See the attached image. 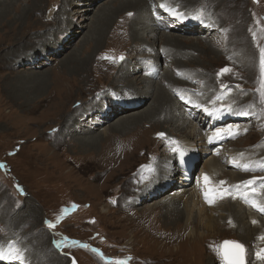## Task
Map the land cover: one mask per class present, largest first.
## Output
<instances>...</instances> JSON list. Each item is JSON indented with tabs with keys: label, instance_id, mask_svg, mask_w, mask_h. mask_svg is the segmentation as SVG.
<instances>
[{
	"label": "rangeland",
	"instance_id": "obj_1",
	"mask_svg": "<svg viewBox=\"0 0 264 264\" xmlns=\"http://www.w3.org/2000/svg\"><path fill=\"white\" fill-rule=\"evenodd\" d=\"M6 1L12 3L9 4L8 13L0 16V165H3L0 167V229L2 230L0 240L7 233L24 235L25 237L20 238L21 243L17 249H14L19 254L20 248L24 247L23 244L31 243L34 247L33 241L38 239V235H43L44 245L36 248L35 251L40 248H51L58 257L64 259L63 264H73V259L76 260V264H116L118 260L126 261V264H207L205 259L209 255L214 256L212 251L217 258V262L213 264H218L219 258L220 263L225 264V260L219 251L222 242L228 240L243 244L232 233L216 229L215 232L221 233L218 238L214 235V239L211 236L202 240L201 238L198 239L197 244L193 242L195 248L191 252L189 243L192 241L191 239L186 241V234L190 227L178 233L177 227L182 223L176 222L173 225H168V222H164L161 218V214L164 212L162 209L156 208V211H150L149 208L145 207L138 211L137 209L146 206V203L139 204L134 208V211H138V215L135 217L131 211L126 213L124 209L128 208L122 207L120 203L119 197L127 187H130L131 191H137V189H132L130 185L132 182L135 185L138 184L139 170L142 165L156 159V156H160V152L164 151L163 142L158 135L161 127H152L149 123L142 124L147 132L148 143L143 147L144 149L141 146L134 147L135 154L123 162L124 165L127 164L130 167L126 169V173L120 179L114 176L113 171L108 170L106 166L95 167L96 164L91 163V158L93 161L97 160V155L100 153L102 156L105 149L92 155L91 144L87 141L91 134L100 133L118 117H111V120H114L101 124L99 129L93 130L89 128L91 125L89 117V121L83 130L68 134L66 137L64 134H60L61 137L59 136L58 141H56L59 121L54 120H61L58 116L61 111L73 109L71 108L72 103L66 105L63 99L69 102L68 98L71 96L73 103L75 100L78 102L76 107L81 105L85 108L93 99L97 100L101 95L104 96L108 93V96L112 97L113 84L109 79L111 74L108 73H114L117 68L116 66L109 68L107 64L118 65L125 60L124 57L128 53H131L129 49L132 47L128 46L127 35H125L123 42L119 43H107L106 39L101 41L91 63L87 66L88 70L90 69L88 76L85 75L84 77L78 72L70 73L67 71L64 73L66 71L62 66L64 59L76 48L83 34L88 29L90 30L91 20L99 13L103 5L106 4V7H111V3H108L109 0H98V3L91 7L92 9L89 7L90 3H85V0H65V2L63 0L61 4L59 2L62 0H44L41 10L34 11L30 18L28 12L36 0ZM80 1L84 4H77ZM214 1L223 3L219 6L218 14L219 20L223 21L224 19V30L223 27H220L221 31L215 34V30L208 29L207 33L202 35L205 37L202 43L204 48L198 49L205 53V57H208L210 62H213L209 66L210 70H206L209 71L207 73L210 76L208 77L209 80L204 78L208 83H205L202 80L203 77L197 73H190V77L185 76L184 80L196 88L199 85L204 86L206 90V87L209 86H212L213 90L217 85L230 83L229 89L236 92L235 94L232 93V95L234 94L233 97L236 94L243 95H241L242 99L240 100L243 105H249V113H252V116L250 120L239 121L247 131L230 142L233 143L234 149L249 157L247 163L256 159L253 167L245 172L246 179L254 178L252 176L264 177V157H261L264 156V79H262L261 73H257L258 70L261 72L260 49L264 48V0ZM208 4L201 7L216 17V12L213 9L215 6L211 3ZM191 5L193 6L188 9L191 11L190 13H194L200 7ZM44 7L45 11H43ZM81 7L90 10L76 12ZM152 10L153 8L150 7L148 11ZM67 16L69 21L66 22ZM188 17L192 23H198L200 16L190 14ZM32 18L35 20L36 29L32 28L34 31L31 30L25 36H20L19 33L30 25ZM153 19L156 20L157 18ZM42 22L44 23L42 24ZM229 28L234 30L232 37L238 36V40H240L239 46L236 48L237 51H230L232 44L229 38L231 35ZM238 28L239 33H237ZM71 29L77 31V37L66 44L62 52L58 54V49H61L64 39L68 38ZM227 29L229 30L226 31ZM13 32L18 33L19 36L17 35L15 38ZM181 33L185 37H199L196 32ZM57 45L60 46L57 47ZM89 46L83 54H89L91 44ZM80 48L82 50V47ZM208 50L210 52L206 53ZM29 53L31 58L34 57L33 59L36 60L34 63L30 64L23 61L19 65L13 64L17 59H20L19 61L24 60L22 57H27ZM191 53L196 56V51L192 50ZM179 61L186 62V59L180 57ZM39 62L42 63V66L38 64ZM168 63L164 64L165 67ZM229 64L231 65L230 71L226 74H219L216 71L217 68H224ZM94 65L98 66L97 69L101 74H94ZM203 65L204 63H201L200 66L203 67ZM200 66L194 65L197 70L206 72ZM100 69L105 73L101 72ZM138 73L137 71L134 75ZM43 75L45 77L51 75L53 77L51 82L46 81ZM68 80L74 82L73 87L70 86L71 95L62 100L57 98L51 100L48 95L54 93L57 88L64 87ZM88 81L91 82V88L86 85ZM10 91L16 93L19 99L12 100L11 98L10 100L8 96ZM193 91L195 90L190 92ZM57 92L63 94L62 91ZM128 93L132 94L133 92L129 91ZM245 96L249 98L243 99ZM27 97L31 98L29 103L22 104L21 102H24ZM177 98H174L173 103H180V97ZM31 104L34 105L33 108L30 107ZM191 120L199 129H205L204 123L200 122L198 118ZM15 121L20 123L18 129L11 127V123L13 124ZM20 128L23 129L21 133L19 132ZM120 135L118 133L110 139H124L129 133L123 137ZM153 140L155 142H152ZM104 143L103 147H106L104 154H107L109 151L107 149H111L112 145L108 139ZM44 148L47 156H52L48 161H44L42 158L40 160ZM166 153H168V148ZM208 155L210 154L204 155L198 149L194 150V156L199 159L196 158V162L192 161L194 163L193 182L190 188L195 195L197 194L195 190L200 186L199 182H196L199 178L198 174L204 172L202 165ZM83 159L85 164L76 167L75 161ZM101 170L108 171L103 177L99 176L97 179H92L93 174L97 175ZM126 176L128 184L125 186L123 182ZM135 177L138 179H134ZM121 180H123L122 184L120 183ZM211 180L210 182L215 185V181ZM255 184L260 187V181ZM165 196L163 195L161 198ZM7 203L9 204L8 207ZM201 203L199 201L196 205L200 209V213L203 209ZM101 209H105L106 212H102ZM8 212L11 216L16 217L14 221L1 219V216L8 214ZM138 216L142 218L139 220ZM227 221L226 225L230 224V221L228 223ZM47 222H51L55 227H48ZM199 231H204L205 235H208L206 234L207 231L202 228ZM71 241L78 243L72 244ZM58 243L59 246H57ZM17 245L16 243L13 247ZM186 247H189L190 252ZM244 248L245 264H248L250 261L245 245ZM9 249L12 250V246H9ZM231 250V246L226 247L227 252ZM67 260H69L68 263Z\"/></svg>",
	"mask_w": 264,
	"mask_h": 264
},
{
	"label": "bare ground",
	"instance_id": "obj_2",
	"mask_svg": "<svg viewBox=\"0 0 264 264\" xmlns=\"http://www.w3.org/2000/svg\"><path fill=\"white\" fill-rule=\"evenodd\" d=\"M81 1L77 4H84ZM62 2L63 0L59 3L61 4ZM10 3L12 2L0 0V16L8 13ZM85 3H90L89 7L92 9L91 7L95 6L98 0H85ZM108 3H111V7H106V4L103 5L99 13L94 16V19L92 18L90 30L88 29V31L83 34L76 48L64 59L62 63V66L66 69L64 73L67 71L70 73L78 72L81 75L83 74L84 77L85 75L88 76L90 69L88 70L87 66L91 63L101 41H105L106 39L107 43H119L123 42L125 35H127L126 41L127 43L129 42L128 46L132 47L129 49L131 53H128L126 57H124L125 60L118 65H113V63L107 64L109 68H114L115 66L117 68L114 73H108L111 74L109 79H111L110 82L113 84V88H110L113 92L112 97H109L107 93L104 96L101 95L97 100L93 99L85 108L81 105V107H76L78 103L77 100L73 103V99L70 96V86L73 87L74 83L70 81L71 79L67 81L68 83H64V87L60 89L57 88L54 93L48 95L51 100L56 98L62 100L70 96L68 98L70 100L69 102H67L66 99L63 100H65L66 105L67 103H72L71 108H73L71 111L60 110L61 112L58 116L61 120H54L59 121V127L58 130H56V141H58L59 136L61 137L60 134H64V137H66L68 134L83 130L85 124L89 121V117L91 120L89 128L92 130L99 129L101 124L109 123L111 117H118L116 121L109 123L100 133L95 135L91 134V137L87 138V141L91 144V150H93L92 155L101 152L102 149L106 150L103 144H105L104 142L106 139L110 141L112 147L111 149H107L109 150L107 154H104V150L102 156H100V153L97 155V160L93 161L91 158V163H95V167L106 166L108 170L110 169V171H113L114 176L120 179L121 176L126 173V169L130 167L127 164L124 165L123 162L130 159V157L135 154L134 147L141 146L143 148L148 143L146 139L147 132L142 127V124L149 123L152 127H161L158 133L161 131L165 133V135L159 137L163 142L164 151H161L160 156H156V159L148 162L145 161L146 163L142 165L141 169H138L140 171L138 175V184L135 185L132 182L130 185L132 189H137V191H131L130 187H127L126 190L121 193L119 197L120 203L122 207L128 208L124 209L125 212L128 213L131 211L134 214L133 216L136 217L138 215L137 212L145 207L149 208L150 211H156V208L162 209L164 212L161 214V218L164 222H168V225H173L176 222L182 223V225L177 227L178 233L190 227V230L186 234V241L190 239L192 241L189 243L191 252L195 248L194 246L197 244L196 241L198 239L200 240L201 238L202 240L209 236L213 239L215 236L218 238L221 233L215 232V230H225L228 233H232L243 242L246 247L247 257L250 261L248 264H264V261L256 257V252L264 249V239H261V237H264V213L258 211L251 204L252 200H257L259 203L264 204V190H261L260 187H258L259 185L256 184L245 186L242 183L247 181L245 174L247 171L244 170L243 166L248 165V169L252 168L256 159L247 163L249 157L234 149L232 147L233 143L230 142L236 140L246 129L243 128V125L240 124L239 121L250 120L252 113H249V105L245 106L241 102L240 99H242V94H236L233 97L236 92L229 89L230 83H225L220 86L217 85L213 90V87L209 86L206 87V90L204 86L199 85V87L196 88L189 85L188 81L184 80L185 76L190 77V73H197L199 76L203 77L202 80H204L205 83H208L205 79L209 80L208 77L210 76L207 75L209 71L206 70H210L209 66H211L213 62H210L209 58L205 57V53L200 52L198 49L204 48L202 47V43L205 37H202V35L207 33L206 31L208 29L212 28V30H215V34L221 31L220 27H223L224 19L223 21L219 20L218 9H220L219 6L223 5V3L220 1L217 3L214 0H211V2L210 0H109ZM208 3L215 6L213 9L216 12V17L213 16L211 12H206L202 8L203 5H207ZM43 4L44 0H36L28 12L29 18L34 11L38 9L41 10ZM191 4L200 7H198L194 13H190L191 11H188V9L193 6ZM161 5H163V7ZM150 7L153 8V10L149 12L148 10ZM84 8L86 7H81L76 12H87V10H90ZM43 9V11H45V7ZM174 12L183 13L186 18H177L173 15ZM190 14L200 16L198 23H192L191 19L188 17ZM153 18L157 19L154 20ZM67 21H69L68 16L66 17V22ZM34 22L35 20L32 18L29 23L30 25L19 33L20 36H25L30 33L31 30L34 31L37 27ZM43 23L44 22H42V24ZM215 23L219 25L217 26ZM222 29L224 30V27ZM229 29L231 32L229 38L232 44L230 51H237L236 48L239 46L240 40H238V36L232 37L234 30H232V28ZM181 32H196L199 37H185L182 36L183 34ZM239 32L238 28L237 33ZM14 34L16 38L18 33ZM76 37L77 31L71 29L68 38L64 39V43L61 49H58L57 53H61L66 44ZM90 44L91 50L88 51L89 54H83ZM58 46L60 45H57V47ZM80 47H82V50ZM192 50L196 51V56L191 53ZM209 52V50L206 51V53ZM180 57H185L186 62H180ZM22 58L24 60L19 61L20 59H17L13 64L19 65L23 63V61L31 64L36 61L33 59L34 57L31 58L30 53L27 57ZM166 62L169 63L165 67L164 64ZM201 63H204L205 66H200ZM38 64L42 66L41 62ZM194 65L202 67L206 72L197 70ZM97 67V65L93 67L94 74L99 73ZM226 67L229 69L231 65L229 64ZM224 68H217L216 71L219 74H224L221 73V70ZM137 71L139 73L134 75ZM101 72L105 73V71ZM257 73L259 74L261 72L258 70ZM43 76L45 77V75ZM45 78L46 81L51 82L50 80L53 77L47 75ZM86 85L91 88L90 81H88ZM191 90L195 91L190 92ZM57 91H62L63 94ZM129 91L133 93L130 94L128 93ZM48 92L49 90L47 93ZM233 92L234 94L232 95ZM8 96L10 100L11 98L12 100L19 99L18 95L13 91L8 92ZM175 97H180V103H173ZM246 98L249 97H243V99ZM30 100L31 98L27 97V99L21 103L27 104ZM100 103L102 105H99ZM126 103L132 104L127 105ZM197 105H201L202 107H198ZM229 106L231 107V111L227 110ZM30 107L33 108L34 105L31 104ZM204 108L210 110L217 109L218 111L210 115L209 112L204 111ZM244 112H247L248 115L241 114ZM123 114L127 115L123 116ZM196 118L204 123L205 129H199L194 125L191 119L196 120ZM237 125L239 126V134L235 136L228 135L227 129ZM19 126V121H15L13 124L11 123L12 128L18 129ZM216 129L225 130L224 138L209 140V137L212 136ZM21 131H23V129L20 128L19 132L21 133ZM118 133L121 134L120 136L122 137L128 133L129 135L124 139H110V137ZM164 136L166 137L164 138ZM152 142L155 141L153 140ZM167 148L168 153H166ZM174 149H176V151H174ZM195 149L200 150L204 155L210 154L203 162L202 168L204 172H199L198 174L199 178L196 182H199L200 186L195 190L197 192L196 195L190 188L193 182V162H196V158H198L194 156ZM47 155L44 148L41 157L39 156L40 160L42 158V160L48 161L52 158L51 155ZM69 162L71 163V161ZM75 163L76 167L78 165L80 167L82 164H85V160H77ZM108 170H101L97 175L93 174L92 179H97L99 176L103 177ZM205 175L215 181V185L211 182L206 185L204 181ZM138 177L134 179L137 180ZM221 181H225L226 183L221 185ZM122 182L123 180L120 181L121 184ZM127 184L128 178L126 176L123 185L126 186ZM208 187L219 190L227 188L230 190L231 195L217 198L213 204H209L204 198V191ZM251 187L257 188L258 192L253 193ZM165 190H167V192H164ZM163 195L166 196L161 198ZM199 201L202 202L201 205L203 206L201 213L200 209L196 206ZM145 203L146 206L137 209L138 211H134V208L139 204ZM8 206L9 204L7 203V207ZM101 211L106 212L105 209H101ZM8 214L1 216V219H6V221L12 219L11 222L14 221L16 217L11 216L10 212H8ZM141 218V216H138L139 220ZM226 221L227 223L230 221V224L226 225ZM253 221H256V223H253ZM201 228L207 231L206 234L208 235H205L204 231L200 232L199 230ZM1 233L2 230L0 229V235ZM25 235H27V233H25ZM22 236L25 237L24 235ZM22 236H20V234L18 235V233H7L2 237L0 240V252H2L3 255L0 257V264H20V262L12 259V257L18 255L17 250L14 249H17L21 243ZM41 236L38 235V239L33 241L35 243L34 247H32L31 243H28L26 245L23 244L25 248H20L19 255L24 257L23 264H63L64 259L58 257L56 252L51 248H40L35 251L36 248L44 245V236ZM16 243L18 245L13 247ZM215 243L217 242L215 241ZM9 246H12L13 249H9ZM187 250L189 251V247ZM212 254L214 256L209 255L205 259L207 264L217 262V258L213 251ZM68 262L69 260H67V263ZM218 264H222L220 263V258Z\"/></svg>",
	"mask_w": 264,
	"mask_h": 264
},
{
	"label": "snow or ice",
	"instance_id": "obj_3",
	"mask_svg": "<svg viewBox=\"0 0 264 264\" xmlns=\"http://www.w3.org/2000/svg\"><path fill=\"white\" fill-rule=\"evenodd\" d=\"M163 7V5H161ZM131 15V14H129ZM174 16H176L177 18H186L185 14L183 13H179V12H174L173 13ZM193 18H198V17H193ZM120 59H123V57H120ZM260 66H261V76L262 79H264V48L260 49ZM230 69H228L227 67L221 70V73H227L229 72ZM198 107H202L201 105H197ZM228 111H231V107L229 106ZM205 112H209L210 115L215 114L216 111H218L217 109H208V108H204ZM243 115H248L247 112L241 113ZM244 131H247V129H245ZM224 133L225 130L224 129H216V131L212 134V136L209 137V140L212 139H223L224 138ZM227 134L231 135V136H235L239 134V126H232L229 127L227 129ZM158 135L163 136V133H158ZM174 151H176V149H174ZM3 165H0V167H2ZM244 170H248V165H244ZM204 181L205 184L208 185L210 183V178L205 175L204 176ZM257 181H260V189L264 190V177H254L250 180L244 181L242 182L243 185L245 186H252L254 185ZM225 181H221L220 184L223 185L225 184ZM251 191L253 193H257L258 190L255 187H251ZM225 195H231L230 190L227 188H224L222 190L219 189H215V188H211L208 187L205 191H204V198L205 200L209 203V204H213L215 202V200L217 198H223ZM251 204L254 208H256L258 211H260L261 213H264V204L259 203L257 200H252ZM48 223V227L52 228L55 227L54 224H52L51 222H47ZM253 223H256V221H253ZM261 239H264V237H261ZM72 244H77V241H71ZM226 244L231 246V251L230 252H225L223 251V246H221V248L219 249L220 254L223 256L224 260H225V264H245V248L244 245L236 242V241H227L225 242ZM57 246H59V243L57 244ZM84 247H87V245H84ZM2 252H0V257H2ZM256 257L259 260L264 261V249H261L259 251L256 252ZM12 259L20 262V264H23L24 261V257L22 255H15L12 257ZM73 264H76L75 259H73ZM116 264H126V261L123 260H118L116 261Z\"/></svg>",
	"mask_w": 264,
	"mask_h": 264
},
{
	"label": "water",
	"instance_id": "obj_4",
	"mask_svg": "<svg viewBox=\"0 0 264 264\" xmlns=\"http://www.w3.org/2000/svg\"><path fill=\"white\" fill-rule=\"evenodd\" d=\"M227 241H228V240H224V241L222 242V245H221V246H223V251H225V252H227L225 248H226L227 246H230V245H228V244L225 243V242H227Z\"/></svg>",
	"mask_w": 264,
	"mask_h": 264
}]
</instances>
